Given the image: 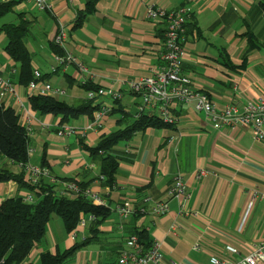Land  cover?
I'll return each instance as SVG.
<instances>
[{
	"label": "crops",
	"instance_id": "crops-1",
	"mask_svg": "<svg viewBox=\"0 0 264 264\" xmlns=\"http://www.w3.org/2000/svg\"><path fill=\"white\" fill-rule=\"evenodd\" d=\"M258 1L96 0L94 10L84 15L78 26L77 14L86 9L89 0H50L47 10L20 2L16 10L31 21L27 42L33 66L48 74L46 81L61 88L54 93L58 98L70 104L86 99L85 84L90 81L121 90L123 102L136 110L140 99L131 93L128 82L153 72L165 33V21L148 16L150 6L190 9L192 26L187 32L183 71L198 89L210 93L221 106L264 96V26L260 25L264 8ZM15 17V12L7 14L0 19V26ZM60 30L65 32V40L59 44L65 50L62 56L77 57L86 69L73 62H58L52 42ZM7 42L6 33L0 32V66L4 75L16 82L19 66L6 51ZM52 66L57 70L51 71ZM18 91L9 104L21 113L22 120L24 116L31 120L22 121L34 149L28 164L43 167L46 151L47 168L60 193L64 192L65 177L80 178L83 168L98 174V165L80 138L95 145L102 134L115 129L118 113L107 115L101 126L91 128L93 119L87 115L62 124L61 116L41 115L32 109L31 93L19 84ZM96 100L112 102L106 96ZM178 113V123L137 130L130 141L118 146L132 157L121 159L115 187H104L97 179L90 189L92 196L111 204L113 211L98 225V237L66 264H118L130 234L129 221L123 225L118 211L124 201L135 208L139 202L141 208L145 206L138 224L159 245L161 264H214V257L237 260L264 240V138L256 139L244 125L213 127L193 101L180 106ZM65 126L75 131L59 133ZM6 162L20 170V164ZM27 176L31 177L30 171ZM177 176L187 184L184 207L169 193ZM28 192L14 180L0 184V200ZM162 200L168 201V210L153 213V204ZM90 227L88 223L73 237V233L57 234L48 224L45 244L35 247L28 260L37 261L45 247L52 252L70 247L91 233Z\"/></svg>",
	"mask_w": 264,
	"mask_h": 264
},
{
	"label": "trees",
	"instance_id": "trees-1",
	"mask_svg": "<svg viewBox=\"0 0 264 264\" xmlns=\"http://www.w3.org/2000/svg\"><path fill=\"white\" fill-rule=\"evenodd\" d=\"M96 0H89L84 11H79L75 25L78 26L84 15L94 10ZM22 0L0 1V19L11 12L16 13L14 20L5 21L0 26V32L8 37L6 51L18 64L17 84L26 86L34 78L33 53L27 39L31 32V21L25 18L24 12L16 10ZM264 8V0H260ZM192 18V17H191ZM191 18L187 22V31L192 26ZM165 21L164 32L167 22ZM165 38V33L162 35ZM55 41V40H54ZM54 52L65 55V50L57 43L52 42ZM249 51L245 54L247 59ZM229 65L230 62H227ZM44 74L42 79H47ZM87 90L97 89L99 86L85 84ZM80 100L75 104L58 98L55 94H30L29 105L41 115L52 114L61 116V122L66 123L81 116L87 115L94 119L95 111L100 109L101 103L96 99ZM118 113L117 126L109 134H102L95 145H89L84 138H80L82 147L90 154L91 160L97 163L98 174H93L91 168H83L76 177H65L63 180L76 181L79 192L71 197L57 190L56 183L48 176H41L33 181L27 176L30 160V134L28 127L22 122L21 115L12 105L0 102V184L14 180L19 188L29 190L34 195L33 200L26 199V193H17L14 196L0 200V264H66L73 260L77 252L93 239L98 237V225L112 213L111 204L97 203L90 195V189L97 179L104 187L114 188L117 183L121 159H131V155L118 149V146L132 139L137 130L149 126L165 127L173 124L165 122L160 116L149 112L138 113L128 108L123 98L113 101L109 114ZM7 160L20 164V170L15 171L7 164ZM42 166L48 167L47 152H44ZM141 203L129 220L130 234H136L145 248H149L154 240L145 227L139 226V219L145 214L141 210ZM145 207V206H144ZM60 215L68 233L79 228L80 221L85 217L91 227L87 236L78 240L70 247L57 249L52 252L48 247L40 253L37 261H29L31 252L38 245H44L47 238L48 224L53 215Z\"/></svg>",
	"mask_w": 264,
	"mask_h": 264
},
{
	"label": "built area",
	"instance_id": "built-area-1",
	"mask_svg": "<svg viewBox=\"0 0 264 264\" xmlns=\"http://www.w3.org/2000/svg\"><path fill=\"white\" fill-rule=\"evenodd\" d=\"M8 1V0H5ZM23 3L34 6L36 9L47 10L51 7L50 0H22ZM148 16L152 18L166 19L167 26L165 38L162 42L160 51V61L153 72L144 78L130 80L129 86L131 93L136 95L140 100L137 103V112H149L160 116L165 122L176 124L180 119L178 109L185 103L193 101L198 111L204 112L211 121L213 127L221 129L229 126L244 125L252 129L256 139L264 138V96L256 99H250L239 104L232 102L224 105L218 104L210 93L198 89L192 78L184 73L183 65L187 55L186 38L187 22L191 18L190 9L187 7L178 10H167L165 8L149 7ZM65 40V32L60 30L55 35V42L62 44ZM58 62H73L86 69L85 65L71 54L66 56H56ZM57 66H52L51 71H56ZM44 73L39 68H34V78L23 90L27 89L31 94H54L61 92L60 87H55L51 82L42 79ZM18 84L10 77L5 76L3 68L0 66V102L9 105L11 96H18ZM97 96L109 97L111 101H105L101 104L100 109L95 111L92 122L94 125L101 126L103 120L113 107V101L123 98V92L114 88L99 86L97 89L87 90V97L95 98ZM19 112V111H18ZM20 113V112H19ZM21 114V113H20ZM23 119L31 122L29 116ZM22 120V121H24ZM75 128L65 126L59 133L73 132ZM34 149L29 147V155ZM28 166L31 172V179L37 181L41 176H48L52 182L56 179L50 176L47 167ZM202 173H205L203 171ZM79 192V185L76 181H67L64 183V194L75 196ZM170 196L180 199L181 206L184 207L187 200V184L177 176L174 183L169 188ZM91 195V190H90ZM92 196V195H91ZM97 203H104L101 198L92 196ZM27 200H33L31 193H26ZM168 201H157L151 207L155 214L165 213L168 210ZM136 208L130 201H124L118 205V211L121 215L122 224L125 225L135 212ZM146 211V208H141ZM87 219L83 217L80 221L79 228L74 230L73 237L78 236L80 228L85 227ZM127 248L123 249L118 258V264H161L163 253L159 245L154 242L149 248H145L136 234H129L126 238ZM236 252V248H231ZM214 264H264V240L254 246L247 254L237 260L213 258ZM185 264V263H174Z\"/></svg>",
	"mask_w": 264,
	"mask_h": 264
},
{
	"label": "rangeland",
	"instance_id": "rangeland-1",
	"mask_svg": "<svg viewBox=\"0 0 264 264\" xmlns=\"http://www.w3.org/2000/svg\"><path fill=\"white\" fill-rule=\"evenodd\" d=\"M260 1V0H259ZM259 1L257 2V5H259ZM260 6V5H259ZM261 26H264V21L262 20L261 23H260ZM62 181H65L67 182V180H62ZM61 181V182H62ZM56 183V180L54 181ZM63 190H64V187H63ZM64 194V192L62 193ZM33 195V194H32ZM65 195V194H64ZM34 196V195H33ZM50 226H52L53 230L57 233V234H66L68 233L67 232V229L65 227V223H64V220L63 218L60 216V215H53L52 219L50 220L49 222ZM88 224V223H87ZM86 224V226H87ZM85 226V227H86Z\"/></svg>",
	"mask_w": 264,
	"mask_h": 264
}]
</instances>
